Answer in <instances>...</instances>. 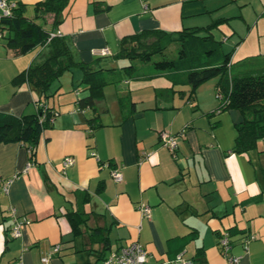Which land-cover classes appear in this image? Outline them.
Masks as SVG:
<instances>
[{
    "label": "crops",
    "instance_id": "crops-1",
    "mask_svg": "<svg viewBox=\"0 0 264 264\" xmlns=\"http://www.w3.org/2000/svg\"><path fill=\"white\" fill-rule=\"evenodd\" d=\"M14 1L24 3L32 17L41 0ZM248 6L256 17L264 0H68L58 22L53 24V14L37 19L47 31L62 33L77 61L113 68L94 76L115 81L102 87L92 106L81 107L78 99L89 89L81 82V67L73 66L43 99L55 114L34 155L22 142H0V264H40L55 244L59 250L47 264H105L112 249L134 240L147 250L145 264H173L178 254L192 264H233L227 255L240 256L236 264H264V137L249 150H234L236 124L252 113L218 110V77L190 92L182 71L136 73L138 67L123 68L127 61L118 65L125 36L143 30L204 32L217 19V27L235 19L251 22ZM223 40L233 56L229 38ZM102 48L106 55L96 53ZM49 50L45 43L16 54L5 34L0 36V112H36L38 92L13 81ZM238 56L241 66L233 73L231 64L232 74L264 71L262 65L244 66L254 55ZM160 131L182 132L174 151L161 145ZM66 156L74 163L63 168ZM116 166L120 182L111 176ZM85 195L89 217L74 234L67 212L80 208ZM140 202L150 205L149 218L138 211ZM8 205L29 221L18 237L10 234ZM221 231L230 241L226 256L218 245Z\"/></svg>",
    "mask_w": 264,
    "mask_h": 264
},
{
    "label": "trees",
    "instance_id": "trees-1",
    "mask_svg": "<svg viewBox=\"0 0 264 264\" xmlns=\"http://www.w3.org/2000/svg\"><path fill=\"white\" fill-rule=\"evenodd\" d=\"M67 3L68 0H41L34 4V15L29 17L25 14L26 5L15 1L10 15H0V26L6 43L16 54L25 53L39 44L46 43L50 48L42 62L30 64L15 76L13 81L19 84L27 83L38 92L40 97L37 100L36 112L21 115L0 112V142H22L29 148L31 156L35 153L40 133L48 126L53 116V111L43 99L50 96L51 84L64 71L73 66H79L83 70L81 82L87 84L89 94L78 99L81 107L92 106L102 87L115 81L106 75L94 76L95 73H103L104 70L113 68H96L95 62L77 61L63 36H54L48 40L52 31H47L37 19L46 14H53V24L58 22V17ZM105 8L97 6L95 9ZM219 20L206 26L204 32L198 29H182L173 32L143 30L133 33L121 39L118 55L140 62H151L158 71L184 72L190 92L203 81L218 77L217 90L222 95L218 110L236 108L242 113H252L250 118L245 116L242 122L236 124L234 150L246 151L255 147L257 139L264 137V71L243 74L230 72L233 48L226 47L224 40L216 39L212 33ZM175 41L179 44L176 51L174 48L170 49ZM167 52H176V57L173 54L175 58L172 59H152L155 54L162 55ZM123 68L132 71L136 69V65L130 61ZM87 199L85 195L80 208L67 212L74 234L81 232L82 226L87 224L89 213L83 209ZM99 240L107 243V237L101 236Z\"/></svg>",
    "mask_w": 264,
    "mask_h": 264
},
{
    "label": "built area",
    "instance_id": "built-area-1",
    "mask_svg": "<svg viewBox=\"0 0 264 264\" xmlns=\"http://www.w3.org/2000/svg\"><path fill=\"white\" fill-rule=\"evenodd\" d=\"M15 6L14 0H0V15L8 16L11 14L12 8ZM4 34L3 29L0 27V36ZM54 36H62V33L57 30L55 32H50L48 36V40ZM99 55H106L108 53L107 48H102L96 51ZM217 98L221 99L222 95L220 91H216ZM55 113L53 112V115ZM52 120V118H51ZM182 132L178 134H171L167 131H160L159 132V139L162 146L168 148L170 151H174L177 147L178 135H181ZM95 155L94 153H92ZM74 163V158L72 156H66L61 160V164L63 168L68 167ZM111 176L115 182H120L122 180V174L118 166L111 169ZM11 179L6 180L3 183L2 189L3 192L7 193L9 182ZM137 209L140 214L145 217L149 218L151 214V207L146 202H140L137 205ZM7 213L9 218L11 219L10 225V234L12 237H18L22 234L23 228L29 222L24 216L18 214L17 209L12 206L8 205ZM253 235L248 236L245 242L249 239H252ZM218 245L221 248L222 253L226 256L227 251L230 248V241L228 235L225 231H221L219 238H218ZM59 249V245L55 244L50 253L44 254L40 257V264H47L50 258V255L54 252H57ZM227 260L233 264H236L240 258V256H226ZM147 260V250L145 247L138 242L137 240L131 241L124 245H120L115 249H112L110 253L104 257L103 261L105 264H145ZM173 264H192L191 260L184 259L181 254L176 255L175 259L173 260Z\"/></svg>",
    "mask_w": 264,
    "mask_h": 264
},
{
    "label": "rangeland",
    "instance_id": "rangeland-1",
    "mask_svg": "<svg viewBox=\"0 0 264 264\" xmlns=\"http://www.w3.org/2000/svg\"><path fill=\"white\" fill-rule=\"evenodd\" d=\"M261 11L257 12L256 17H254L256 9L252 8L251 6H248L247 11L248 15L253 16V21L248 22L247 19L244 21L242 19H235L229 24H221L219 27H216L213 30V34L216 39H222L223 36L229 38L227 43L234 47V53H233V62L231 66V71L235 73L238 68L241 66L238 64L237 57L240 54H251L254 55L253 60L247 62L244 66L247 68H255L258 66H264V18H262L258 24H255L256 21L264 16L261 15V12H264V8H260ZM254 14H253V13ZM226 34V35H224ZM225 43V41H223ZM177 46H179L178 42L175 41L170 46V49L174 48L176 51ZM176 57V52H167L164 54H155L153 55V60H162V59H172ZM236 54V57H235ZM236 58V59H235ZM122 60H119L118 65L120 63H125L128 65L130 61L136 65V73L140 72H150L154 70V66L151 62L143 63L138 62V60L135 59H128V58H120ZM142 63V64H140ZM140 65V66H139ZM106 67V65H105ZM252 72H260L258 71H252ZM111 76H115L116 74H110ZM120 76H123V73H121Z\"/></svg>",
    "mask_w": 264,
    "mask_h": 264
}]
</instances>
